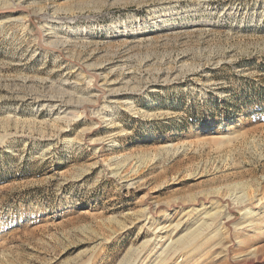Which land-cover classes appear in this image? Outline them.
Here are the masks:
<instances>
[{
    "label": "rangeland",
    "instance_id": "rangeland-1",
    "mask_svg": "<svg viewBox=\"0 0 264 264\" xmlns=\"http://www.w3.org/2000/svg\"><path fill=\"white\" fill-rule=\"evenodd\" d=\"M210 213L206 264H264V0L0 5V264H146Z\"/></svg>",
    "mask_w": 264,
    "mask_h": 264
},
{
    "label": "bare ground",
    "instance_id": "bare-ground-1",
    "mask_svg": "<svg viewBox=\"0 0 264 264\" xmlns=\"http://www.w3.org/2000/svg\"><path fill=\"white\" fill-rule=\"evenodd\" d=\"M18 1V0H17ZM20 1V0H19ZM9 2V0H0V5H5ZM13 2V1H12ZM14 3V2H13ZM17 3V2H16ZM21 3V2H20ZM4 7V6H3ZM47 34L49 36H51L48 32ZM95 76V80L97 82L96 85V89L94 90V93L92 94V96H100V94L102 93V95L104 96V94L110 90L107 87L110 86V83L108 81L107 76L102 75V73H98ZM95 87V85H94ZM93 87V88H94ZM89 95H91V93H89ZM101 95V96H102ZM107 95V93H106ZM109 95V94H108ZM102 96V97H103ZM102 97H100L99 99H101ZM85 99V98H84ZM88 99V98H87ZM97 100V99H96ZM89 101V100H88ZM94 101V100H93ZM96 102V101H95ZM94 102V103H95ZM101 103V101L99 102ZM93 104V103H92ZM104 104V102H103ZM95 106V104H94ZM97 106H101V108L99 110H97L98 114H103L101 112V110H105V104L102 105L97 103ZM96 106V107H97ZM91 110V109H90ZM94 113V112H93ZM95 115V114H94ZM100 118L104 119V116H100ZM103 121V120H102ZM101 122V121H100ZM109 123V122H108ZM113 126V125H112ZM89 144V143H88ZM90 144H94L95 146L97 145L99 150H101L104 146V141L101 139H96L91 141ZM115 170V169H114ZM122 171V170H121ZM120 172V168L119 171L117 170L116 173ZM115 173V175H116ZM122 175V174H121ZM122 177V176H121ZM127 178V177H126ZM124 179V178H123ZM121 178V181L123 180ZM128 180V179H127ZM125 181V179H124ZM132 181V180H131ZM124 184V186H127L128 188L132 187L135 182H128ZM123 184V183H122ZM134 187V186H133ZM227 199V198H226ZM157 206V205H156ZM228 206V205H227ZM151 208V207H150ZM194 208V207H193ZM195 209H192V211ZM155 211V210H154ZM154 211H150V212H154ZM215 214L214 213H210L208 215V217L204 220H202L195 228H193L192 230H190L189 232H187L186 234L180 236L177 239H173L172 234L173 231L169 230V227L172 224H164L162 226H155V240H162L163 238H165V236H160V232H165L163 230H169L170 232L168 234H166V236L168 235L167 240H170L168 242L167 245H165L166 242H163L161 245H159V243L155 242V240L153 241L154 243H152L154 245V248L156 249V247L159 248V250H161V252H159V250H157L152 257L149 259V262H147L146 264H206V260L207 257L212 258L217 260V258H219V256L221 257L222 254L224 255V257L228 256L230 254V247L232 246V244L234 243L233 238H231L232 240H226L225 238L228 237L229 235L225 236L223 232L222 235L221 233H218L220 235H213V233H205V231H209V227L213 224V216ZM147 218H151V217H147ZM215 218V216H214ZM150 221V220H149ZM229 221V220H228ZM246 222V221H245ZM182 225L181 221H177L173 226H171V228L175 231L178 227H180ZM183 228V226L180 228V230ZM242 228V227H240ZM218 230V229H217ZM234 230V229H233ZM188 231V230H187ZM216 231V230H215ZM214 232V231H213ZM219 232V230H218ZM166 233V232H165ZM216 233V232H215ZM178 234V233H177ZM227 234V233H226ZM233 236V235H232ZM231 237V236H230ZM228 237V238H230ZM238 237V236H237ZM166 239V238H165ZM164 240V239H163ZM237 240V239H236ZM243 239H241L242 241ZM238 241V240H237ZM244 241V240H243ZM162 242V241H161ZM232 242V244H231ZM236 243V242H235ZM240 243V242H239ZM151 244V245H152ZM160 246V247H159ZM153 248V249H154ZM157 248V249H158ZM219 249V250H218ZM159 252V254H157ZM249 252V251H248ZM232 253V252H231ZM250 253V252H249ZM249 253H240V255L234 259L239 260V262L244 259L243 257H248L249 258ZM151 254V253H150ZM218 256V257H217ZM251 257V256H250ZM181 258V259H180ZM229 258V257H228ZM231 258V257H230ZM226 259V258H225ZM233 259V258H232ZM228 260V259H227ZM229 261V260H228ZM145 262V261H144ZM209 263V262H208ZM144 264V263H143ZM210 264V263H209ZM227 264H233V263H227ZM239 264V263H238Z\"/></svg>",
    "mask_w": 264,
    "mask_h": 264
}]
</instances>
